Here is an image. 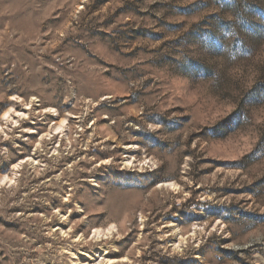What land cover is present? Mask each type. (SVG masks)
Wrapping results in <instances>:
<instances>
[{
	"label": "rangeland",
	"instance_id": "374dc122",
	"mask_svg": "<svg viewBox=\"0 0 264 264\" xmlns=\"http://www.w3.org/2000/svg\"><path fill=\"white\" fill-rule=\"evenodd\" d=\"M104 258L264 264V0H0V264Z\"/></svg>",
	"mask_w": 264,
	"mask_h": 264
},
{
	"label": "bare ground",
	"instance_id": "6f19581e",
	"mask_svg": "<svg viewBox=\"0 0 264 264\" xmlns=\"http://www.w3.org/2000/svg\"><path fill=\"white\" fill-rule=\"evenodd\" d=\"M15 112V111H14ZM15 113H17V112H15ZM7 114V113H6ZM22 115H25V113H22ZM21 116V115H20ZM5 120H7V119H9L11 116L10 115H5ZM16 120V119H15ZM64 119H60L59 120V122L57 123V125H56V128H55V130H57V131H59V133H62L63 132V129H64ZM29 132V131H28ZM33 161V160H32ZM18 166H20V164L18 165ZM16 167V166H15ZM14 169V168H13ZM7 179H6V181H8V182H11L12 180L10 179V178H8V177H6ZM6 181H4V182H6ZM3 182V183H4ZM59 212V211H58ZM59 231H61L62 232V230L60 229ZM119 233V232H118ZM69 251V250H68ZM70 254L72 255V256H74V255H76V254H72V251H70ZM87 258H88V256H87ZM90 259V258H89ZM113 263H115V260L114 259H110V258H104V259H102L98 264H113ZM75 264H83V263H80L79 262V259H77L76 260V262H75ZM85 264H94V263H92V261H90L89 260V262H87V263H85Z\"/></svg>",
	"mask_w": 264,
	"mask_h": 264
},
{
	"label": "snow or ice",
	"instance_id": "6c2138e0",
	"mask_svg": "<svg viewBox=\"0 0 264 264\" xmlns=\"http://www.w3.org/2000/svg\"><path fill=\"white\" fill-rule=\"evenodd\" d=\"M5 179H7V178H5Z\"/></svg>",
	"mask_w": 264,
	"mask_h": 264
}]
</instances>
